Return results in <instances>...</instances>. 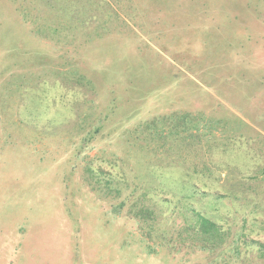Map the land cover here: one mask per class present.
I'll use <instances>...</instances> for the list:
<instances>
[{"label":"rangeland","instance_id":"1","mask_svg":"<svg viewBox=\"0 0 264 264\" xmlns=\"http://www.w3.org/2000/svg\"><path fill=\"white\" fill-rule=\"evenodd\" d=\"M257 241L264 0H0V264H264Z\"/></svg>","mask_w":264,"mask_h":264},{"label":"trees","instance_id":"2","mask_svg":"<svg viewBox=\"0 0 264 264\" xmlns=\"http://www.w3.org/2000/svg\"><path fill=\"white\" fill-rule=\"evenodd\" d=\"M200 229L205 233V237L207 239H210L214 246H218L222 243V238L224 237V233L220 231V226L217 225V223L207 217L198 215L196 222L192 225L193 228ZM254 242V240H253ZM219 243V244H216ZM260 247L264 246V242L257 241Z\"/></svg>","mask_w":264,"mask_h":264}]
</instances>
